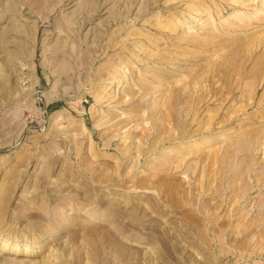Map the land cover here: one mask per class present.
I'll use <instances>...</instances> for the list:
<instances>
[{"label":"rangeland","instance_id":"obj_1","mask_svg":"<svg viewBox=\"0 0 264 264\" xmlns=\"http://www.w3.org/2000/svg\"><path fill=\"white\" fill-rule=\"evenodd\" d=\"M0 264H264V0H0Z\"/></svg>","mask_w":264,"mask_h":264},{"label":"bare ground","instance_id":"obj_2","mask_svg":"<svg viewBox=\"0 0 264 264\" xmlns=\"http://www.w3.org/2000/svg\"><path fill=\"white\" fill-rule=\"evenodd\" d=\"M239 52H241V49H238ZM7 249V248H6ZM28 251V250H27Z\"/></svg>","mask_w":264,"mask_h":264}]
</instances>
